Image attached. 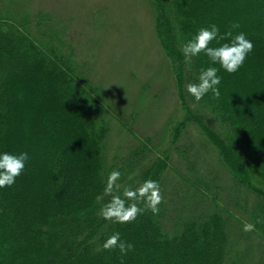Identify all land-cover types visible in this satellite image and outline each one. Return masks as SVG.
<instances>
[{
    "label": "trees",
    "instance_id": "obj_1",
    "mask_svg": "<svg viewBox=\"0 0 264 264\" xmlns=\"http://www.w3.org/2000/svg\"><path fill=\"white\" fill-rule=\"evenodd\" d=\"M0 3V154L29 157L15 183L0 188V264H264V109L251 114L264 103V0H153L185 112L174 139L196 125L233 179L221 203L220 192L205 194L211 183L201 176L187 182L193 191L185 204L175 199L171 228L164 202L158 215L144 212L131 223L98 217L111 199L103 191L110 172H120L122 187L147 179L161 187L167 161L150 159L151 140L138 137L128 155L109 158L112 108L76 63L65 32L47 34L54 26L47 12L22 18L8 0ZM212 24L221 34L245 33L254 48L236 73L218 72V100L208 93L196 102L186 85L219 65L203 53L186 64L180 49ZM245 222L256 230L244 232ZM116 232L133 245L127 255L102 250Z\"/></svg>",
    "mask_w": 264,
    "mask_h": 264
},
{
    "label": "rangeland",
    "instance_id": "obj_2",
    "mask_svg": "<svg viewBox=\"0 0 264 264\" xmlns=\"http://www.w3.org/2000/svg\"><path fill=\"white\" fill-rule=\"evenodd\" d=\"M8 7L22 18L27 11L32 16L49 13L54 26L46 27L47 34L65 32L76 63L106 93L107 103L102 105L112 108L109 158L128 155V145L138 137L151 140L150 159L167 161L160 190L169 213L168 228L173 226L175 199L187 202L193 191L187 182L196 175L211 183L205 194L220 192L218 202H222L233 179L216 148L196 125L187 126L174 139L185 112L178 100L175 71L160 45L153 0H20L19 4L8 0ZM33 22V32L39 37L42 29ZM260 108L264 109V103L251 114Z\"/></svg>",
    "mask_w": 264,
    "mask_h": 264
},
{
    "label": "clouds",
    "instance_id": "obj_3",
    "mask_svg": "<svg viewBox=\"0 0 264 264\" xmlns=\"http://www.w3.org/2000/svg\"><path fill=\"white\" fill-rule=\"evenodd\" d=\"M239 27L238 23L232 25V29ZM232 29L221 34L219 27L212 24L199 29L191 40L181 46L180 50L186 64L190 65L194 57L203 53L212 65H219V68L210 66L201 69L197 82L186 85L187 93L194 97L196 102H199L208 93H211L212 99L218 100L221 95L218 87L221 84V78L218 72L223 69L229 74L236 73L254 48V44L246 37L245 33L240 32L233 35ZM213 41H216L218 46L210 47L209 45ZM28 158L26 152L19 155L6 152L0 154V188L12 186L15 183L16 178L22 174ZM120 178L121 174L117 170L109 173L103 191L104 196H109L111 199L100 209L98 217L113 223L124 224L135 221L137 216L144 212L150 211L153 215L159 214V205L164 198L157 181L147 179L136 187H122L118 183ZM260 222L257 221V223ZM255 230L254 224L248 222L243 224L244 232ZM117 249L122 256L133 250V245L121 240L118 232L113 233L102 245L104 251Z\"/></svg>",
    "mask_w": 264,
    "mask_h": 264
}]
</instances>
